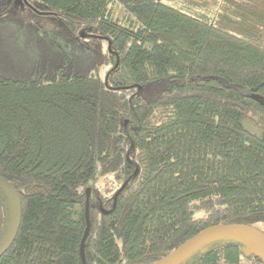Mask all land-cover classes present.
Returning <instances> with one entry per match:
<instances>
[{"label": "trees", "instance_id": "16d2710c", "mask_svg": "<svg viewBox=\"0 0 264 264\" xmlns=\"http://www.w3.org/2000/svg\"><path fill=\"white\" fill-rule=\"evenodd\" d=\"M21 9L106 51L92 74L0 73V179L21 209L0 264H84L88 214L86 264L264 234V0H0V22ZM203 249L182 264H263L236 240Z\"/></svg>", "mask_w": 264, "mask_h": 264}, {"label": "rangeland", "instance_id": "374dc122", "mask_svg": "<svg viewBox=\"0 0 264 264\" xmlns=\"http://www.w3.org/2000/svg\"><path fill=\"white\" fill-rule=\"evenodd\" d=\"M57 20L23 9L0 22V73L24 79L37 71L53 75L59 68L92 74L106 51L90 40L83 41V51L73 46ZM102 49V50H101ZM102 70V69H101ZM205 213H197L198 217ZM8 225L5 206L0 199V234Z\"/></svg>", "mask_w": 264, "mask_h": 264}, {"label": "water", "instance_id": "95a60500", "mask_svg": "<svg viewBox=\"0 0 264 264\" xmlns=\"http://www.w3.org/2000/svg\"><path fill=\"white\" fill-rule=\"evenodd\" d=\"M0 188L6 191L11 198L16 207L14 220L12 223V233L11 236L4 240L2 247L0 248V256L6 251L8 246L11 243L12 238L17 232L19 221H20V203L12 188L0 179ZM88 201H87V214L89 212V197L90 190L87 191ZM88 219V228L86 234L82 241L81 254L85 262V244L90 233V220L89 214L87 215ZM218 240H236L245 247L246 253H253L255 256L261 259L264 264V234L260 231L246 226V225H223L209 228L192 239L186 242L183 246L177 249L175 252L167 256L166 258L153 263V264H182L190 256H192L197 251L203 249L206 245L218 241ZM205 251V249H203Z\"/></svg>", "mask_w": 264, "mask_h": 264}]
</instances>
